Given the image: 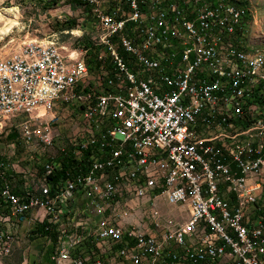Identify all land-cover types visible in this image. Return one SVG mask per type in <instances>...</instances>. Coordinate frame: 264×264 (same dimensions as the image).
Here are the masks:
<instances>
[{
    "label": "built area",
    "instance_id": "built-area-1",
    "mask_svg": "<svg viewBox=\"0 0 264 264\" xmlns=\"http://www.w3.org/2000/svg\"><path fill=\"white\" fill-rule=\"evenodd\" d=\"M75 1L78 48L0 58V256L28 221L54 264H264V58L240 0H181V28L169 0Z\"/></svg>",
    "mask_w": 264,
    "mask_h": 264
},
{
    "label": "rangeland",
    "instance_id": "rangeland-1",
    "mask_svg": "<svg viewBox=\"0 0 264 264\" xmlns=\"http://www.w3.org/2000/svg\"><path fill=\"white\" fill-rule=\"evenodd\" d=\"M244 3L249 10L246 20L248 43L264 52V0H247ZM85 10L75 0H0V58L36 41L55 40L60 45L71 43L72 48H78L80 41L83 42L82 35L89 32V24L84 22ZM12 139L13 134L3 138L0 151H6L5 147ZM32 227L26 224L22 231L16 233V237L23 241V247L36 239ZM15 247L10 255L0 256V264L22 262L25 257ZM31 251L37 252L29 246L28 252ZM33 264L40 262L35 258Z\"/></svg>",
    "mask_w": 264,
    "mask_h": 264
},
{
    "label": "bare ground",
    "instance_id": "bare-ground-1",
    "mask_svg": "<svg viewBox=\"0 0 264 264\" xmlns=\"http://www.w3.org/2000/svg\"><path fill=\"white\" fill-rule=\"evenodd\" d=\"M247 0H240L236 2V9L243 12L242 4ZM225 4H232V0H225ZM181 0H169L168 6V25L172 28H181V20H180V8ZM246 28V20L244 14V23H243V32H241V44L243 47L252 55L264 58V52L259 49L254 48L248 43V33ZM185 38L190 40V45H199V37H194V32L192 27H185ZM55 40H47L44 41H36L28 46L23 47L19 51H25L26 49L38 48V49H47L55 44ZM197 56L200 60H209V53L205 50V48L197 49ZM28 91H19L18 99H27Z\"/></svg>",
    "mask_w": 264,
    "mask_h": 264
},
{
    "label": "crops",
    "instance_id": "crops-1",
    "mask_svg": "<svg viewBox=\"0 0 264 264\" xmlns=\"http://www.w3.org/2000/svg\"><path fill=\"white\" fill-rule=\"evenodd\" d=\"M26 224L27 225L31 224L32 226H34L33 223L24 221L23 223L20 224V227L18 229L19 232L22 231V227L26 226ZM29 246H33V248L37 250V252H33V251L28 252ZM29 246L23 247V241H21L19 238V243L15 247L19 251V254L25 257L23 259H27V260L29 259L28 264H33L35 258H37V261H39L40 264H54L50 262L49 260V257H48L49 246L47 242L43 239V237H37L36 239L31 240L29 242Z\"/></svg>",
    "mask_w": 264,
    "mask_h": 264
},
{
    "label": "trees",
    "instance_id": "trees-1",
    "mask_svg": "<svg viewBox=\"0 0 264 264\" xmlns=\"http://www.w3.org/2000/svg\"><path fill=\"white\" fill-rule=\"evenodd\" d=\"M76 2L79 3L78 1H76ZM241 6H242V8L244 7L243 8V11H244V14H245V20H247V15L249 14V10H248V7H247V3H244ZM56 161L58 163H60V167L62 169H65L67 167L62 160L57 159ZM54 172L56 174H59L60 173V170H55ZM32 233H36V235H37L36 238L37 237H43L45 235V233L41 230V226H38V225L35 227V230Z\"/></svg>",
    "mask_w": 264,
    "mask_h": 264
}]
</instances>
